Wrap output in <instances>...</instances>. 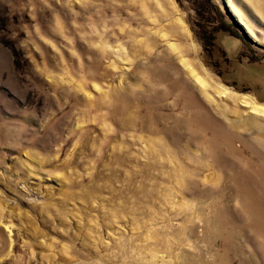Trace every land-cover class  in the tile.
<instances>
[{"label": "rangeland", "instance_id": "obj_1", "mask_svg": "<svg viewBox=\"0 0 264 264\" xmlns=\"http://www.w3.org/2000/svg\"><path fill=\"white\" fill-rule=\"evenodd\" d=\"M187 69L205 86L193 84L183 111L152 80ZM103 90L131 97L127 112L165 133L117 128L86 149L62 105ZM255 107L264 0H0V264H264L250 228L259 210L245 202L264 187Z\"/></svg>", "mask_w": 264, "mask_h": 264}, {"label": "bare ground", "instance_id": "obj_2", "mask_svg": "<svg viewBox=\"0 0 264 264\" xmlns=\"http://www.w3.org/2000/svg\"><path fill=\"white\" fill-rule=\"evenodd\" d=\"M129 35H134V31H128ZM145 41H140L136 43V46L138 47L139 45H147L149 44V39H144ZM146 46V47H147ZM151 46V45H150ZM149 48H152L150 47ZM135 47L134 42L132 44V49ZM141 48V46H139ZM145 47V52L144 54L148 53L149 48L147 49ZM95 53L97 56L101 54L100 50H95ZM94 63V62H93ZM95 64V63H94ZM78 67V66H77ZM94 65L91 63L90 65L85 67L84 74L89 77L90 79H95L97 78V73L94 69ZM74 69H77L74 67ZM182 74V79L181 78H171L167 79L163 73H157L153 76L152 80V86L157 87V86H162L165 83H169L170 88L167 90V94L172 93V100L175 98L174 102H171V106L174 108H177L179 105H182L183 111L190 110L192 109L195 105H193L194 100L192 98H189L191 94L189 93L191 87L196 85L198 90L203 89L205 86V82L202 78H199L194 70H180V73ZM190 76L195 77L199 83L197 85L196 83H192L190 81ZM88 79V78H87ZM90 81V80H89ZM91 82V81H90ZM61 84V83H60ZM55 86V85H53ZM87 87V86H86ZM56 88V87H55ZM68 91V90H67ZM70 91V90H69ZM84 91V89H83ZM70 93V92H69ZM63 94V93H62ZM68 92L66 93L67 96ZM65 96V95H64ZM131 97H127L122 94H110L108 91H100L98 93V96L90 97V96H80L79 94H70L68 100L70 99L71 102L68 100L62 105L63 110L69 109L70 114L67 115L68 118L72 120V117L74 114L77 115L76 118H73L76 120L77 124H82V131L78 134L79 137H81L78 140H82L84 143V146L86 149L92 146L94 142H99L102 146L103 140L111 134L118 135L117 133V128L120 131L124 130H132L136 131L139 130L141 133L145 132L150 134L151 136L154 135H162L165 133V130H159L158 128H153L152 124H150L149 128H145L144 126H141V122H145L138 110H135L131 113L127 112V103L130 101ZM67 99V98H66ZM132 99V98H131ZM167 97L164 94H158V101L163 102L166 101ZM183 102V103H181ZM121 103V104H120ZM93 104V106H92ZM122 105V106H121ZM124 106V107H123ZM166 107H168V103H166ZM60 109V108H59ZM262 110L264 112V109L255 107L254 110ZM62 111V110H61ZM89 114H92L91 116ZM255 118V117H252ZM66 119V118H65ZM174 120L176 118L173 117ZM67 122V121H66ZM165 123V121H163ZM69 122H67L68 125ZM187 124V123H185ZM90 125H94L96 129L98 130V134L95 132H92L89 127ZM65 126V125H64ZM80 130V129H79ZM70 131V130H69ZM92 133L95 134V136H91ZM258 133L263 137L264 139V130H258ZM68 134V133H67ZM189 138H190V132L187 133ZM86 135V137L83 139L82 136ZM233 135V134H232ZM196 137H200L198 135H195ZM234 136V135H233ZM233 136L229 134H222L220 137L221 140V146H223L226 149L227 154H229L232 157H237L239 156L238 151H236L233 148ZM120 137V136H119ZM141 141L143 140L144 142L152 141V138H146V141L144 137L139 138ZM178 139H184V134H179ZM135 141H138V138L135 139ZM154 143L158 144L157 140L153 141ZM263 140H259L258 144H261ZM110 141L106 143V147L109 146ZM118 143V142H116ZM120 147L122 148L121 144ZM149 145L147 146V150H149ZM264 148V144L262 145ZM211 149H214V147H210ZM100 149V148H99ZM213 151V150H212ZM251 150L249 149V152ZM205 152V151H204ZM214 156L209 159L210 161H216L221 157V154H219L217 151L215 152ZM158 154V153H155ZM164 161L167 159V150L162 149V151L159 153ZM98 155V154H97ZM206 155L203 153L202 157L204 158ZM97 157V156H96ZM122 161L125 160V156L123 154L122 150V156H119ZM246 170L248 172H251L253 169V162L252 160L248 159L246 160ZM212 176V175H210ZM246 204L250 205L252 208L259 210L258 215L251 220V225L250 228L251 230L256 233L262 240L260 242V248L259 250L262 252L260 255L264 259V213L260 214V206L264 202V187L262 192L257 193L253 192L251 194H248L245 198Z\"/></svg>", "mask_w": 264, "mask_h": 264}, {"label": "water", "instance_id": "obj_3", "mask_svg": "<svg viewBox=\"0 0 264 264\" xmlns=\"http://www.w3.org/2000/svg\"><path fill=\"white\" fill-rule=\"evenodd\" d=\"M235 3L239 6V7H241V9H243V11H244V8H243V6L241 5V4H238V2H236L235 1ZM239 26H240V29L242 28V26L240 25V24H238ZM243 30V29H242Z\"/></svg>", "mask_w": 264, "mask_h": 264}]
</instances>
